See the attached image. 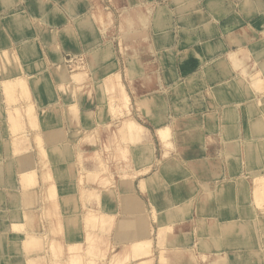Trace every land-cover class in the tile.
I'll return each mask as SVG.
<instances>
[{
	"label": "crops",
	"instance_id": "1",
	"mask_svg": "<svg viewBox=\"0 0 264 264\" xmlns=\"http://www.w3.org/2000/svg\"><path fill=\"white\" fill-rule=\"evenodd\" d=\"M244 1L0 0V264H68V247L79 245L84 256L90 236L95 264H264V217L252 197L255 175H264V137L251 136L247 105L264 91L247 85L264 80V53H255L264 49V11L255 0L243 9ZM99 8L104 26L94 19ZM230 53L247 76L233 69ZM74 54L68 68L84 55L87 71L66 70L63 61ZM108 76L123 85L128 109L114 112ZM13 78L24 80L27 95L17 91L8 103L2 82ZM14 108L22 115L17 125L8 114ZM127 117L145 128L140 141H127L131 168L80 172L98 167L103 146L121 143ZM163 126L174 147L166 152L156 132ZM57 144L62 155L55 160L49 148ZM137 154L143 158L135 163ZM212 159L218 169L210 168ZM30 168L35 182L26 185L21 171ZM88 210L105 215V229L86 223ZM15 221L26 233L13 228ZM32 234L38 239L28 245ZM135 239L150 240L151 253L126 255Z\"/></svg>",
	"mask_w": 264,
	"mask_h": 264
},
{
	"label": "bare ground",
	"instance_id": "2",
	"mask_svg": "<svg viewBox=\"0 0 264 264\" xmlns=\"http://www.w3.org/2000/svg\"><path fill=\"white\" fill-rule=\"evenodd\" d=\"M181 2V1H180ZM182 3V2H181ZM251 1L250 0H246L243 2V9H248V11L250 9H252L253 7V3L250 4ZM138 4V3H136ZM255 4L258 7V9L260 11H264V0H255ZM187 5V4H186ZM185 5V6H186ZM188 6V5H187ZM148 8V7H147ZM178 9V8H177ZM180 11V10H179ZM178 11V12H179ZM182 11V10H181ZM138 14V13H137ZM15 22L19 25L22 26V15L19 13H15ZM94 18L101 24L104 25V16L103 13L101 12V9L99 8V11L96 12L94 14ZM261 18H259L260 20ZM264 33V32H263ZM123 35V34H122ZM123 37V36H122ZM112 40V39H111ZM236 41V39H235ZM239 41V40H238ZM231 45V44H230ZM237 45V44H236ZM242 45V44H241ZM10 46V45H9ZM229 47V46H228ZM254 52V50H252ZM257 54V57L260 58L262 57L263 53H264V49L262 51H258L255 52ZM4 58L10 60V55H7L6 52L3 54ZM74 56H76V54L74 55H69L68 58H65L63 63L65 64V66L68 68V65L70 64V62L72 61V59L74 58ZM229 59L230 62L232 63V65L235 68H239L241 66L240 62L238 61V59L236 58V56L234 55V53H230L229 55ZM227 62V60H226ZM81 66V65H80ZM260 66V70H262L264 68V64L263 65H259ZM76 68H79L78 70L74 71L73 74H79V73H83L85 72L83 70V66L79 67V65H77ZM67 70V69H66ZM69 71V70H67ZM113 71V70H112ZM240 71L243 74V76L245 75V70L243 68L240 67ZM141 75V74H140ZM247 75V74H246ZM239 76V75H238ZM113 77L112 76H108L106 78L103 79L104 83L107 85L106 87H108L111 91H113V95L111 98H109L110 100V105L114 104V106L111 105V107L113 108L114 112L115 109H117V107H123L128 109L129 106V98L124 90V87L121 83L117 84V87L114 85V82L112 81ZM2 79V78H1ZM261 81V80H260ZM254 83V82H253ZM254 84H256L257 86H259L258 82H255ZM264 85V84H263ZM21 89H23L26 92V88H25V83L24 80L22 78H13V79H7L4 80L2 83V91L3 94L5 96V98H7V102L12 101V97H14V94L18 91H20ZM254 90V89H253ZM21 92V91H20ZM254 92V91H253ZM2 94V93H1ZM21 95V94H20ZM145 95V94H144ZM248 95V94H247ZM246 96V95H245ZM251 97H249V101L250 103L247 104L249 105L250 109H253V123L251 126V133L253 136V138H257L260 139L261 137H264V116H262L261 112H260V106H262L263 110H264V92L263 94H255L252 93V95H250ZM10 97V100L8 101V98ZM12 99V100H11ZM113 101V102H112ZM247 102V101H246ZM28 104V103H27ZM107 104V103H106ZM8 106V105H7ZM11 106V105H10ZM21 106V105H20ZM12 107V106H11ZM72 108L73 110H76V106L72 105L69 106V108ZM257 107L258 110L255 111V108ZM26 108V109H25ZM25 114L29 117L28 120L31 124H33V122L35 123V116H34V109L32 104H28L27 107H25ZM14 110V111H13ZM9 111V109L7 110ZM13 111V112H12ZM24 112V111H23ZM9 114V119L13 124H19L21 121V113L19 111L18 108H14L12 110H10L8 112ZM64 120V119H63ZM95 121V120H94ZM29 123V124H30ZM116 123V122H115ZM104 124V123H103ZM18 127H12V131H16ZM25 128V127H24ZM119 132L122 135V140L121 143L118 144V142L116 143V145L114 146H105L106 148H108V150L110 152H114L115 153V158L117 160H121V158L126 159L128 161L129 157V150L128 147H123L124 146V139H126L127 141H129L130 143L134 144L138 141H140V138L142 136V134L145 132V128L134 118L132 117H127L124 118L121 124V127L119 128ZM158 137L160 139V141L164 144L165 141L167 140V137L170 135L169 132V127L168 126H163L160 128H157L156 130ZM16 133V132H15ZM25 133V132H24ZM12 136V135H11ZM28 136V135H27ZM26 136V137H27ZM68 136L70 138H72V140H74V132L73 130L71 132H68ZM252 138V139H253ZM43 139L41 138V136L36 133V141H37V146L38 149L40 150V154L43 156H47L46 155V150L45 147L43 145ZM35 141V142H36ZM126 141V142H127ZM127 142V143H129ZM51 143V142H50ZM167 143V142H166ZM168 145V144H167ZM113 149V150H112ZM50 152H51V157L55 160H58L59 158H61V150L59 149V144L49 148ZM43 152V153H42ZM108 152V151H107ZM131 152V151H130ZM10 156V155H9ZM142 156H137L135 157L136 161L139 162V160H142ZM257 158V155L253 157L252 161H255ZM149 157L147 158V160L149 161ZM166 159V158H165ZM172 159V158H171ZM44 163L46 164V162H43L42 164L44 165ZM147 167H145L146 169L142 170L141 172H144L145 170H147V168L150 166V162ZM168 164H166L167 166ZM170 165V164H169ZM48 167V164H47ZM49 168V167H48ZM137 169V168H136ZM170 169V168H169ZM37 170L34 169H29V170H22V183L26 184V185H30L33 184L35 181L34 179V173ZM51 169H45V171L43 170L42 172H51ZM57 171V170H56ZM68 171V170H66ZM127 171V170H126ZM125 170L121 171L119 170V172H126ZM134 171V170H133ZM86 172H90L89 170H87ZM98 172V171H96ZM135 172V171H134ZM98 176L101 174V172L96 173ZM124 174V173H123ZM123 174H121L123 176ZM102 176H99V178H101ZM51 177H48L47 179H50ZM165 179V178H164ZM166 180V179H165ZM54 185L53 182L50 183L49 187H48V192H49V200L53 201V198L55 196L54 194V188L51 189V186ZM187 186V185H186ZM180 189V188H179ZM193 189V188H192ZM252 192H255V196L258 198L263 197L264 195V175L261 173H258L255 175L254 179H253V188H252ZM164 194V193H163ZM244 194V193H243ZM245 196V195H244ZM243 196V197H244ZM254 198V197H253ZM243 199V198H242ZM241 199V200H242ZM245 199V198H244ZM38 200V199H37ZM254 201V200H253ZM252 201V202H253ZM261 201V200H260ZM40 204V202H39ZM42 204V203H41ZM263 205V204H261ZM38 206V204H37ZM258 207V206H257ZM259 208V207H258ZM264 208V207H263ZM38 212L41 216V218L44 217V209L40 207V209H38ZM48 212V216L51 217V215H54V212L47 211ZM260 214V216H259ZM258 216L259 217H264V213H260L259 212ZM85 220L87 224H92L95 225L96 223H99V225L101 226V228L105 229V226H103L106 223L105 220V215L104 214H96L95 212H93L92 210H88L87 213L85 214ZM32 217H28V220H31ZM58 224V223H57ZM13 228L18 232V233H26V229L24 226V223L19 222V221H15L13 223ZM54 232V231H53ZM36 239H38V237L34 234L30 235L29 238L27 239V244H34L36 242ZM55 240H52L50 242V246L52 248V250H58L60 251L61 248L59 246L58 242H53ZM79 245H74L72 244L71 246L68 247V250L71 252L70 258L68 260V264H83V262L85 261L87 264H95V260H96V255H95V240H93V237L90 236L87 240V245H86V252L84 254V256H81L80 252L82 249H80L81 247H78ZM155 247V246H154ZM125 251H127L126 255L128 254V256L130 257H140V256H145V255H149L151 253V241L150 240H146V239H138V240H132L130 242H128L127 245H125ZM99 251H101V249H99ZM79 252V253H78ZM95 255V256H94ZM128 256H125L124 258H116V262L118 263L119 260H123L125 258H128ZM105 257V254H102L99 256L98 259H102ZM18 260V259H17ZM104 262V261H103ZM17 264H20V262H18Z\"/></svg>",
	"mask_w": 264,
	"mask_h": 264
},
{
	"label": "rangeland",
	"instance_id": "3",
	"mask_svg": "<svg viewBox=\"0 0 264 264\" xmlns=\"http://www.w3.org/2000/svg\"><path fill=\"white\" fill-rule=\"evenodd\" d=\"M149 6H148V9L147 10H149ZM160 14H164V11H163V9H162V11L160 12ZM95 19V18H94ZM104 26V25H103ZM263 35H264V33H263ZM69 56L67 55L66 56V58H68ZM85 56L83 55V57H82V60H80L81 61V63H79V67H82L83 66V69L85 70V71H87L88 70V68H85L84 67V65H86L87 63H86V57L84 58ZM259 59V58H258ZM6 60H8V59H6ZM8 62H10V60H8ZM264 64V62L263 63H261V65H263ZM81 65V66H80ZM232 67H233V69L234 70H237V68H235L233 65H232ZM66 69L67 70H69V72L70 73H73L74 71H76V70H78L79 68H74V70L73 69H69V68H67L66 67ZM262 71H264V68L262 69ZM244 76H247V75H244ZM255 82H258V84H259V86H257L256 84H254ZM3 83V82H2ZM264 84V80H261L260 81V79H251L249 82H248V86H249V88H252V91H254V90H261V86ZM264 86V85H263ZM254 89V90H253ZM21 91V92H20ZM19 91V93L21 94V97L22 98H24V96H26L27 95V92H25L23 89H21ZM263 92L264 91H262L261 92V94H263ZM257 94V93H256ZM6 100H7V98H6ZM10 100V97L8 98V101ZM11 102H15V101H11ZM8 103H10V101L8 102ZM263 106V105H262ZM262 106H260V112H261V114H262V116H264V110H263V108H262ZM26 115V114H25ZM231 113L230 112H228V118L229 119H231ZM27 116V115H26ZM21 117H22V115H21ZM28 117V116H27ZM29 118V117H28ZM12 132H15V131H12ZM169 132H170V135L167 137V140L165 141V143L163 144L162 143V145H163V147H165L166 148V150H165V152L168 150V149H172V148H174L173 147V143H172V140H171V131H170V127H169ZM158 135V134H157ZM124 141V148L125 147H128L129 146V143H127L126 141V139H124L123 140ZM167 142V143H166ZM168 144V145H167ZM184 147H188V146H184ZM129 148V147H128ZM40 151V150H39ZM103 151V152H102ZM108 151V148H106L105 146H103L102 148H101V152L103 153L102 154V156H99V159H98V167L95 169V170H89L90 172H96V171H98V172H119V170H121V171H123V170H128L129 168H131V166H130V164L128 163V161L126 160V159H123V158H121V159H123V164H119V161L115 158V153L112 151V152H107ZM43 153V152H42ZM98 154V153H97ZM157 154H158V150H157ZM43 156V155H42ZM44 157H46V156H44ZM134 160V162L136 163L137 161H136V159H135V157L133 158ZM259 157L257 156V158H256V160L255 161H253L254 163H259ZM47 163V162H46ZM43 166H46V164L44 163V165ZM209 166V165H208ZM218 166H219V161H218V159H212L211 161H210V168L211 169H218ZM263 167V166H262ZM163 168H165V169H169V168H171V165H167L166 166V164L163 166ZM200 169H202V168H200ZM88 169H84V168H82L81 167V171L80 172H86ZM133 171V170H132ZM106 179H107V177L105 176L104 178H103V180H104V182H106ZM50 188V187H49ZM54 188V185H52L51 186V189H53ZM55 189V188H54ZM252 197H254L253 198V200H254V202H255V205L256 206H258L259 207V209L261 210V212L260 213H264V195H263V197H261V198H258V197H256L255 196V192L253 193L252 192ZM261 200V201H260ZM261 204H263V205H261ZM263 217V216H262ZM263 233H264V229H263Z\"/></svg>",
	"mask_w": 264,
	"mask_h": 264
},
{
	"label": "built area",
	"instance_id": "4",
	"mask_svg": "<svg viewBox=\"0 0 264 264\" xmlns=\"http://www.w3.org/2000/svg\"><path fill=\"white\" fill-rule=\"evenodd\" d=\"M78 62H80V60H77Z\"/></svg>",
	"mask_w": 264,
	"mask_h": 264
}]
</instances>
